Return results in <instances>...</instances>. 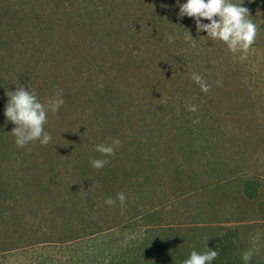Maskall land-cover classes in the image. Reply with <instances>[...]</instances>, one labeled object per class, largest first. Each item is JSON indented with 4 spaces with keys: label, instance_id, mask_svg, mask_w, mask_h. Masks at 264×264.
<instances>
[{
    "label": "rangeland",
    "instance_id": "374dc122",
    "mask_svg": "<svg viewBox=\"0 0 264 264\" xmlns=\"http://www.w3.org/2000/svg\"><path fill=\"white\" fill-rule=\"evenodd\" d=\"M243 6L259 30L242 55L176 0H0V264H182L207 247L211 264L249 248L264 264V0ZM16 82L41 102L63 90L47 144L16 145Z\"/></svg>",
    "mask_w": 264,
    "mask_h": 264
},
{
    "label": "clouds",
    "instance_id": "9594fccd",
    "mask_svg": "<svg viewBox=\"0 0 264 264\" xmlns=\"http://www.w3.org/2000/svg\"><path fill=\"white\" fill-rule=\"evenodd\" d=\"M176 2L179 5L178 15L192 17L198 31L204 30L208 38L224 42L232 53L246 54L256 39L259 26L251 18L248 8L243 6V0H239V2H233V0H184L182 3L180 0H176ZM201 18H206L208 22H203ZM188 35L193 39L189 32ZM174 39L173 35L167 34L169 42ZM193 47H195L194 42ZM192 79L200 85L202 91L207 92L211 87L199 73L193 72ZM62 92V89L57 88L54 98L41 102L34 89L30 91L16 82L15 89L6 93L4 116L15 125L11 131L17 146L23 147L33 140H39V143L43 145L52 139L51 133L45 130L44 124L48 111L51 110L55 113L64 104ZM190 108L195 110L194 106H190ZM119 144V138H114L111 144H97L96 150L106 155L103 159L93 158L90 161L92 166L103 167L107 163V156L114 155L115 146ZM117 198L123 202L125 193H117ZM105 203L111 205L115 203V200L112 197H107ZM207 249L204 252L193 249L182 260V264H211L219 253L215 248L207 247ZM252 255L253 249H246L241 253V259L245 264H248Z\"/></svg>",
    "mask_w": 264,
    "mask_h": 264
},
{
    "label": "trees",
    "instance_id": "16d2710c",
    "mask_svg": "<svg viewBox=\"0 0 264 264\" xmlns=\"http://www.w3.org/2000/svg\"><path fill=\"white\" fill-rule=\"evenodd\" d=\"M248 188L251 189L250 191H248L249 193H252V194L255 193V188H256V186L250 185Z\"/></svg>",
    "mask_w": 264,
    "mask_h": 264
}]
</instances>
